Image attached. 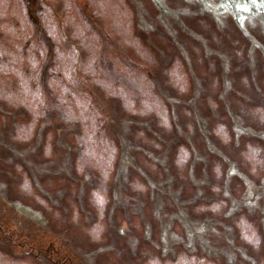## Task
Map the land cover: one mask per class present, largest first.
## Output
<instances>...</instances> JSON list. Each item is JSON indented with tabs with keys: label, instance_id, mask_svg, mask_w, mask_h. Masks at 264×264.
<instances>
[{
	"label": "rangeland",
	"instance_id": "1",
	"mask_svg": "<svg viewBox=\"0 0 264 264\" xmlns=\"http://www.w3.org/2000/svg\"><path fill=\"white\" fill-rule=\"evenodd\" d=\"M0 264H264V0H0Z\"/></svg>",
	"mask_w": 264,
	"mask_h": 264
}]
</instances>
